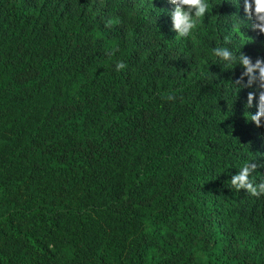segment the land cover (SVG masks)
<instances>
[{"label":"trees","instance_id":"trees-1","mask_svg":"<svg viewBox=\"0 0 264 264\" xmlns=\"http://www.w3.org/2000/svg\"><path fill=\"white\" fill-rule=\"evenodd\" d=\"M207 3L180 37L168 0H0V264H264V194L229 183L264 128L211 52L264 35Z\"/></svg>","mask_w":264,"mask_h":264},{"label":"clouds","instance_id":"clouds-1","mask_svg":"<svg viewBox=\"0 0 264 264\" xmlns=\"http://www.w3.org/2000/svg\"><path fill=\"white\" fill-rule=\"evenodd\" d=\"M239 6L241 0H231ZM171 5L169 19L171 30L180 37L187 36L194 28L197 21L209 12L207 0H168ZM242 10L245 25L250 29L264 35V0H242ZM241 26V25H240ZM225 44L229 41V36L223 37ZM241 48V47H240ZM240 48L233 50L227 46H216L211 49L212 56L225 64V68H233L239 65L242 71L236 77L233 85L237 88H253V91L246 93L245 105L247 108L253 106L255 97V111H247L246 117L255 126L264 128V58H251L240 51ZM123 63H117L116 68L122 69ZM246 77V79H244ZM256 168L255 163L245 162L239 170L231 175L230 185L234 189H245L251 195L264 194V179L254 182L250 172Z\"/></svg>","mask_w":264,"mask_h":264}]
</instances>
